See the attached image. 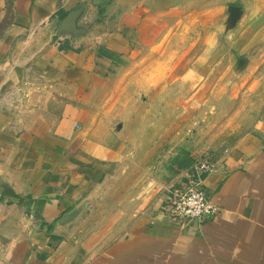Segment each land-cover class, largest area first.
Segmentation results:
<instances>
[{
	"label": "crops",
	"instance_id": "1",
	"mask_svg": "<svg viewBox=\"0 0 264 264\" xmlns=\"http://www.w3.org/2000/svg\"><path fill=\"white\" fill-rule=\"evenodd\" d=\"M82 1L0 0V264H264V89L229 98L227 151L205 182L219 208L214 218L173 221L159 214L150 193L109 217L102 213L103 223L92 213L80 227L61 229L63 215L118 169L122 117L131 110L120 104L119 123L110 115L84 117L93 108L89 94L108 89L103 72H112L56 36L62 14Z\"/></svg>",
	"mask_w": 264,
	"mask_h": 264
},
{
	"label": "rangeland",
	"instance_id": "2",
	"mask_svg": "<svg viewBox=\"0 0 264 264\" xmlns=\"http://www.w3.org/2000/svg\"><path fill=\"white\" fill-rule=\"evenodd\" d=\"M81 5L87 9L79 25L88 29V39L60 36L68 37L77 54L92 56L100 69L112 72H103L110 87L89 94L93 108L82 112L95 121L107 115L116 123L125 120L118 169L103 174L96 199L71 229L92 213L103 223L104 216L150 193L165 215L186 190L193 167L206 158L219 165V154L227 151L225 121L234 112L229 98L235 91L264 89V0H84L73 10ZM232 6L242 11L234 24ZM123 27L124 34L111 41ZM138 73L141 93L133 89ZM152 84L158 94L147 92ZM167 87L169 98H157ZM165 99L173 117L166 115ZM122 103L131 110L121 118Z\"/></svg>",
	"mask_w": 264,
	"mask_h": 264
},
{
	"label": "built area",
	"instance_id": "3",
	"mask_svg": "<svg viewBox=\"0 0 264 264\" xmlns=\"http://www.w3.org/2000/svg\"><path fill=\"white\" fill-rule=\"evenodd\" d=\"M218 164L211 159H202L194 167L186 190L172 202L165 216L173 221L204 222L214 218L219 208L211 202L206 191L208 176L217 173Z\"/></svg>",
	"mask_w": 264,
	"mask_h": 264
},
{
	"label": "water",
	"instance_id": "4",
	"mask_svg": "<svg viewBox=\"0 0 264 264\" xmlns=\"http://www.w3.org/2000/svg\"><path fill=\"white\" fill-rule=\"evenodd\" d=\"M86 9L87 7L85 5H81L69 12L67 16L61 21L56 34L60 36L64 33H67L72 35V37L75 39H83L87 37V28L85 26L79 25L80 19L86 12ZM241 15V9L236 6H232L231 24H234L241 17ZM97 194L98 191L95 189L89 197L83 199L73 210L63 215V217L58 222V224L61 226V229H67L70 226L78 223L84 216V213L87 211L91 202L96 199Z\"/></svg>",
	"mask_w": 264,
	"mask_h": 264
},
{
	"label": "trees",
	"instance_id": "5",
	"mask_svg": "<svg viewBox=\"0 0 264 264\" xmlns=\"http://www.w3.org/2000/svg\"><path fill=\"white\" fill-rule=\"evenodd\" d=\"M66 16H67V14H64L62 17L64 18V17H66ZM63 18H62V19H63ZM50 230H51V229H49V231H50Z\"/></svg>",
	"mask_w": 264,
	"mask_h": 264
},
{
	"label": "flooded vegetation",
	"instance_id": "6",
	"mask_svg": "<svg viewBox=\"0 0 264 264\" xmlns=\"http://www.w3.org/2000/svg\"><path fill=\"white\" fill-rule=\"evenodd\" d=\"M88 29H86V31H87Z\"/></svg>",
	"mask_w": 264,
	"mask_h": 264
}]
</instances>
